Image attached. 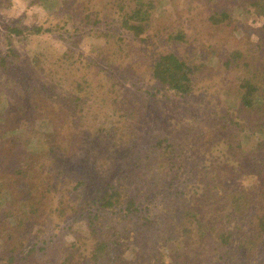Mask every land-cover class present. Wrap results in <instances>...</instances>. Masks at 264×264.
<instances>
[{
	"label": "trees",
	"instance_id": "obj_1",
	"mask_svg": "<svg viewBox=\"0 0 264 264\" xmlns=\"http://www.w3.org/2000/svg\"><path fill=\"white\" fill-rule=\"evenodd\" d=\"M195 1L197 8L199 0ZM27 2V9L13 24L18 26L3 24L6 30L0 39V46L5 45V52L0 49V76L7 77V80L13 78L20 94L31 93L54 99L60 103V109L51 121L50 134H45L34 147L15 148L18 142L14 141V145L0 155V164L7 165L3 169L7 174L4 177L11 181V188L0 187V201L9 204V211L2 215L8 224L9 217L15 221L20 219L14 211L23 206L34 210L33 213L40 208L45 214H50L47 220L51 224L49 228L59 235L64 251L61 259L52 257L50 264H98L101 255L113 248L139 246L142 236L146 240L145 247L149 243L146 247L149 253H145L142 264H173L178 260L182 262L177 264H262L264 142L258 144L254 135L264 133V85H260L259 81L264 80V17L263 24L257 29L259 37L250 41L252 48L246 47L250 60L243 65L238 60L242 53L232 49L228 50L222 63L228 69L234 68L238 74L236 97L242 102L232 112L237 119L242 115V122H236L240 126L231 135L228 126L221 125L224 135L219 139V145L211 148L208 142L209 145L202 146L205 152H212L210 158L214 160L203 162L198 159L195 170L188 177L183 168L191 157L187 154L189 147L185 142L179 144L182 149L178 152L175 150L178 144L169 142L166 137L157 138L147 145L149 147L144 155L137 153L134 147L136 140L132 143L129 136L124 145L108 146L99 129L90 128L89 114L85 112L87 104L89 108L99 107L102 111L111 108L113 113L118 112L127 121L140 117L138 122L144 128V109L147 107L143 103L144 96H140L141 109V105L133 102L138 95L136 85L142 80H137V72L144 65L146 69L143 72H149V78L158 91H166L165 97L169 98L171 92L176 99L196 95L198 91L195 92L192 75H197L203 64L196 69L186 59L188 56L184 58L168 47L158 50V43H161L159 34L164 42H172L174 36L176 40L189 42L187 27L172 24L174 33L171 36L162 31L152 36H140L154 32L149 21L162 0ZM193 2L191 0L189 5L192 6ZM242 3L264 15V0H242ZM34 7L44 10L41 18L38 15L40 12L32 11ZM126 9L131 13L123 14ZM218 14L219 11H214L205 22L222 23L230 17L229 11L225 10L220 19ZM123 16L127 17L126 31L111 41V47L106 41L104 46H91L90 50L82 47V39L87 36L99 38L102 25ZM188 17L193 18L191 15ZM11 30L16 34H12ZM199 32L193 33V41H200L201 35L211 36L210 28H202ZM33 42L39 47H33ZM23 46H29V49L25 51ZM156 50L157 55L149 64L148 58ZM86 51L91 54L82 53ZM122 53L128 56L129 61L122 58ZM242 66L245 67L244 72ZM118 67L124 71L118 72ZM125 76L135 81L131 85L134 89L125 86ZM200 96L206 98V91L200 92ZM88 99L91 102L88 103ZM254 102L258 106H254ZM252 107L255 109L250 110ZM132 109L136 110V114ZM200 114L199 110L192 118H198ZM162 116L163 113L158 118L163 123H173L170 118L174 115ZM192 120L183 117L178 122L184 124L175 127V123L174 129L185 128ZM219 123L222 124L221 119L215 125ZM69 130L87 133L88 151L80 170L70 165V148L63 137L64 132ZM223 142L225 145H221ZM215 150L224 157L214 158ZM201 154H197L198 157ZM128 156H137L136 160H142L144 164L137 168L138 164L134 163L136 167H132L131 173L120 177L127 183L116 186L113 181L107 180L106 173L116 174L124 167L130 168ZM144 166L148 168L147 172L136 170ZM29 174L33 176V185L26 180ZM133 178L137 183L131 186L129 182H133ZM131 187L145 190L138 195L142 197L140 201L137 196L124 192ZM159 196L157 209L156 199ZM23 211L30 212L27 209ZM78 218L87 222L88 235L73 229V223ZM39 228L36 233L41 235L45 228ZM5 229H0V232ZM6 231L4 236L12 241L13 229L7 227ZM66 233L73 238L66 240ZM104 236H108L109 240L103 239ZM178 242L186 248L185 254L181 253ZM19 243L31 244L26 257L37 251V243L22 240ZM14 247L10 264L17 259ZM117 264L137 263L123 258Z\"/></svg>",
	"mask_w": 264,
	"mask_h": 264
},
{
	"label": "rangeland",
	"instance_id": "obj_2",
	"mask_svg": "<svg viewBox=\"0 0 264 264\" xmlns=\"http://www.w3.org/2000/svg\"><path fill=\"white\" fill-rule=\"evenodd\" d=\"M7 1L8 0H0V39L6 30V26L4 27L3 24L8 25L11 23L12 26H18L13 24L28 7V0H11L9 4ZM190 1L191 0H162V4L156 9L149 21V26L154 32H152V34L143 33L140 36H152L156 32L160 33V31L165 35L171 36V34L174 33L172 24L176 27H187L188 37L191 39L189 42L182 39L176 40L175 36H172L174 38L172 42H164L162 35L159 34L161 43H158V50L163 51L168 47L184 58L188 56L186 59L195 65L196 69L199 68V65L203 64V66L198 69L197 75H192L195 92L198 91L196 95L194 93L189 97L176 99V96L171 92L169 98L165 97L164 93H166V91H158L154 86V82L149 78V72H143V70L146 69V65H144L141 66L137 72V80L139 81L140 78L142 80L136 85V93L138 95L133 98L134 103L141 105L139 109L142 107L140 96H144L143 103L147 104V107L144 109V117L146 119L144 128L140 127V123L138 122L140 117L137 118L138 120H136V118H130V120L127 121L118 112L113 113V109L111 108L102 111L99 107L89 108L88 104L85 105V112L89 114L88 122L91 125L90 128L93 130L99 129L101 136L105 137L108 146L110 144L124 145L126 143L125 140L129 136L128 139L132 141V143L136 140L134 147L137 153L142 152L144 155L148 150L147 147H149L147 145L153 143L157 138H169V142H174L175 145L178 144V147H175V150L178 152L182 149V146L179 144L182 141L185 142L187 147H189L186 149L187 154L191 157V160H188L183 168L185 170L184 173L188 177L190 172L195 170V163L198 159L203 162L206 159L214 160L210 158L212 152H205L202 150V146L209 145L210 143L211 148L216 147L219 145V139L224 135L221 130V128H223L222 126H228L227 128L231 131L229 132L231 135L238 130L240 126H238L236 122H242V115L237 119V115L232 112V109L237 105L239 106L242 102L241 98L238 100L236 97L239 88L238 74H236L234 68L228 69V67L226 68L225 64L222 63L227 57L226 54L229 53L228 50L232 49H236L242 53L243 56L241 55L238 60L242 61L243 65L245 61L250 60L246 47L250 48V41L257 38V29L263 24L264 17V15L259 14L254 7L242 3V0H199L197 8L195 7L196 1L194 0L192 6L189 5ZM114 6L115 4H113V7ZM33 9L32 11L34 12H40L38 13L39 18L44 15L43 9L38 7H34ZM224 10L229 11L230 17L225 19L222 23L219 21H211L209 24L205 22L207 17L214 13V11L220 12V14L217 15V18L220 19ZM32 11L30 13H32ZM128 13H131L128 9L123 12V14ZM188 15H191L193 18L190 19ZM128 21L131 22V20ZM126 22L127 17L125 16L119 20H109V22L101 26L102 32L98 35L99 38L87 36L84 40L82 39L80 41V44H82V47L86 50H90L91 46H104L106 41L108 42L107 46L111 47V41L126 31V27L124 26ZM202 28H210L211 36L201 35L200 41H193L195 39L193 33H200L199 31ZM11 33L16 34L12 30ZM55 36L58 37V33H55ZM227 39L230 40L227 41ZM36 45V42L32 43L33 47H39ZM23 47H25V51L29 49V46ZM4 48L5 45L0 46L3 52H5ZM82 53L84 55L86 53L91 54V52L88 51ZM108 54L110 55L111 52L109 51ZM120 55L126 61H129L128 56L124 55V53ZM156 55L157 50L148 58L149 64L154 61ZM12 60H15V57H12ZM122 70L124 71L121 67L117 68L118 72ZM244 71L245 67H243V72ZM123 81L125 86L135 84V81L128 76H125ZM259 81L260 85H264L263 79ZM14 82L13 78L7 80V77L4 78L0 76V155L3 151L5 152L6 149L12 147L14 141L18 142V144H16L18 147L15 148L26 149L28 146L34 147L38 140L42 139L45 134H50L51 121L55 118L60 109V103L54 99L31 93L20 94L17 92L19 88L14 85ZM130 88L134 89L132 86ZM203 91H206L207 94V97L204 99L200 96V92ZM132 95L133 94H131V97ZM87 102H91L90 99H88ZM254 106H258L257 102H254ZM104 108L106 109V107ZM254 109L255 107H252L250 110ZM167 110L169 111L168 113H166ZM195 110L196 112H194ZM199 110L201 111V116L192 118V115L194 116ZM132 111L136 114V110L132 109ZM162 113L164 114L162 117L165 118L174 115L173 118H170L173 119V123L171 124L168 121L169 124L166 126L168 122L163 123V120L158 118ZM221 115H223V117L219 118ZM183 117L193 120L188 126L186 125L185 128H177V130H175L173 124L176 123L175 127L184 124L178 122ZM220 119L222 120V124L219 123V125H215ZM223 120L229 124H225ZM224 129L226 128L224 127ZM86 134L87 133L77 130L65 131L63 134L64 141L70 148V162L72 163L70 165L74 166L76 169L84 165V160L87 156L88 140ZM254 137L258 144L264 142V133H257ZM199 138L201 139L200 141ZM221 145H225V143L223 142ZM199 153L202 154L198 157L197 154ZM213 153V157L216 159L224 157L218 150H215ZM136 158L137 156H131V158L128 156L130 168L124 167L123 170L116 174L106 173L107 180L113 181L116 186L125 182L124 179H120L122 174L131 173L130 170L132 167H136L134 163L138 164L137 168H140L144 164L142 160H136ZM251 164L253 165L254 161H252ZM6 166L5 163L0 164V187L2 189L11 188L10 179L7 180V178L4 177L6 173L3 169ZM118 166L122 167L121 164ZM147 169L148 168L144 166L142 169L136 170L147 172ZM133 179V182H129L131 186L137 183L136 178ZM26 180L29 181V185L35 183L32 174H29ZM7 181H9L8 184H6ZM143 191H138L135 187H131L124 192H127L133 197L137 196V200L140 201L142 197L138 195H141ZM160 199L161 196L156 199L157 205ZM212 200L214 199L212 198ZM8 206L9 204L6 202L0 201V219L5 217L2 215H4L7 210L9 211ZM158 207L159 205L157 209ZM161 207L160 209H162ZM24 209L30 212L25 213L23 211ZM32 211L29 207L23 206L22 209L14 211L16 214L20 215L18 221H15L13 217H9L10 225L5 218L0 222V229H7V227L13 229L12 241H8L7 237L4 236V234L7 233L6 229L0 232V264H10L11 250L15 248L14 246H16L15 253L17 254V259L14 264H50L49 260L52 257L61 259L64 253L62 248L63 243L59 239V235H55V232L49 228L51 224L47 220L50 214H45L40 208L34 213ZM44 216H46V218H44ZM39 227H41V229L45 228V231H43L41 235L36 233V231L40 230ZM73 229L84 235L89 234L87 222L80 218L73 223ZM64 237L66 240L73 238L69 233H66ZM105 238L109 240L108 236L103 237V239ZM20 240L37 243V251L26 257L25 254L28 253L27 251L31 244L20 245V243L18 244ZM145 242L146 240L142 236L139 246L127 248L124 245L123 247L118 246V248H113L110 252H105L101 255L98 264H106L107 262L109 264H117L123 258L131 263L135 262L137 264H142L143 261L145 262V253H149L148 249H146V247H149V243H147L148 245L145 247ZM178 244L181 247V253L187 251L182 243L178 242ZM263 245L264 241L260 246ZM185 259L188 260L189 258ZM180 262H182V260H178L173 264ZM262 264H264V262Z\"/></svg>",
	"mask_w": 264,
	"mask_h": 264
}]
</instances>
